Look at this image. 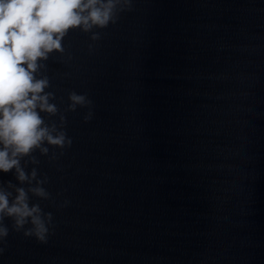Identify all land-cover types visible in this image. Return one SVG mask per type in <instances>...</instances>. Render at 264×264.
<instances>
[{"label": "water", "instance_id": "water-1", "mask_svg": "<svg viewBox=\"0 0 264 264\" xmlns=\"http://www.w3.org/2000/svg\"><path fill=\"white\" fill-rule=\"evenodd\" d=\"M93 31L44 62L72 140L25 169L47 242L6 218L0 264H264V0H135Z\"/></svg>", "mask_w": 264, "mask_h": 264}, {"label": "clouds", "instance_id": "clouds-1", "mask_svg": "<svg viewBox=\"0 0 264 264\" xmlns=\"http://www.w3.org/2000/svg\"><path fill=\"white\" fill-rule=\"evenodd\" d=\"M134 2L0 0V173L14 172L20 185H28L0 182V244L9 235L6 218L12 221V230L23 231L25 237H34L40 243L47 242L53 215L39 203H30V195L52 199L43 186L48 180L38 179L35 167L30 172L25 169L29 163L39 164L35 152L48 155L49 147L45 145L63 150L72 144L64 130L66 117L51 102L55 94L46 91L51 85L43 74L44 62L54 52L64 53L63 41L70 31L91 33L92 41L99 40L100 33L93 30L115 25L121 13L133 10ZM68 99L65 111L87 107L84 120L92 118V101L86 94L72 91ZM41 113L48 117L59 115V123H48ZM51 158L55 159L56 154Z\"/></svg>", "mask_w": 264, "mask_h": 264}]
</instances>
